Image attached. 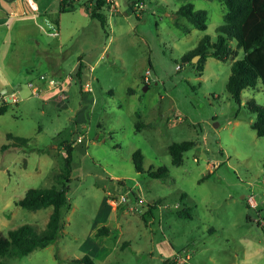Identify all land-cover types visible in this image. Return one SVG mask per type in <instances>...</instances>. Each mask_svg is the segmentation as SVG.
Listing matches in <instances>:
<instances>
[{
  "label": "rangeland",
  "instance_id": "rangeland-1",
  "mask_svg": "<svg viewBox=\"0 0 264 264\" xmlns=\"http://www.w3.org/2000/svg\"><path fill=\"white\" fill-rule=\"evenodd\" d=\"M85 3L75 1L62 15L63 25L82 26L67 48L83 51L80 80L68 88L63 81L41 99L22 75L20 102L0 114V234L24 223L45 227L52 206L16 204L29 188L65 183L69 207L61 210L54 242L21 257H0V264H82L70 260L84 255L93 264H264V136L251 128L255 113L246 104L253 99L264 106V86L242 90L240 104L229 98L230 65L244 55L235 42L225 59L208 56L201 75L199 57L182 61L204 35L216 40L222 3L194 2L206 11L200 30L185 17L167 15L164 5H180L176 0H139L141 8L106 12V31L82 11ZM262 3L255 1L244 25L247 44L264 29ZM13 37V29L0 24V95L15 91L6 85L8 62L20 68L42 53ZM248 57L264 78V48ZM87 81L91 92L81 90ZM60 91L67 100H59ZM8 133L28 138L26 145L14 146ZM185 140L195 145L174 165L168 146ZM63 141L74 146L67 182L59 178L66 174ZM136 150L143 156L141 172L132 161ZM160 167L167 168L163 177L147 174ZM151 204L156 208L149 219L144 213ZM183 209L190 216L179 215ZM101 226L110 234L96 236Z\"/></svg>",
  "mask_w": 264,
  "mask_h": 264
},
{
  "label": "trees",
  "instance_id": "trees-1",
  "mask_svg": "<svg viewBox=\"0 0 264 264\" xmlns=\"http://www.w3.org/2000/svg\"><path fill=\"white\" fill-rule=\"evenodd\" d=\"M76 0H60L59 13L69 12L74 6ZM224 6L222 22L215 28L217 37L215 41H211L209 35H204L198 44L191 49L187 54L183 55L182 61L191 63V58L198 55L199 60L195 63L200 75L203 70V64L208 56L225 59L234 52L231 43L235 42L237 48H242L244 55L241 58L234 59L230 65V73L226 83V90L229 98L237 104L241 101V92L244 89L257 88L260 84L264 86V78L258 67L248 57L251 51L264 48V29L260 35H255L250 44H247L244 35V24L249 19L255 9L256 0H217ZM264 2V1H263ZM88 15L97 20L102 29L106 31L107 27V4L106 0H89V3L82 5ZM261 7L264 9V3ZM176 17H185L194 27L200 30L206 29V11L195 9L191 2L182 3L174 12ZM264 22V18L260 19ZM184 29V28H183ZM188 30V27H186ZM83 65L80 63L73 73L75 79L80 80ZM74 81V80H73ZM147 86L146 83H144ZM82 88V85H81ZM251 112L255 113V119L251 123V128L257 136H264V106L250 99L247 103ZM8 105L0 104V114L4 113ZM7 139H15L13 145L20 147L26 145L28 138L15 137L11 133L6 135ZM195 145L192 140L174 142L168 146V151L171 157V162L174 165H180L183 162V156L191 147ZM8 144L2 146V150L8 148ZM65 152V172L66 174L59 175V178L69 180L70 164L74 146L72 141H63L61 145ZM143 156L140 150H136L132 154V161L137 172L143 170ZM167 172L166 167H160L156 170L148 169L147 174L153 178H161ZM68 185L63 184L60 189L52 187L46 188H29L24 196L17 200L16 204L27 210H38L47 206H52V211L49 214L45 227L38 231L33 224L24 223L16 228L7 231L6 235L0 234V257L16 256L21 257L36 248H43L54 242L62 228V208L69 207L67 199ZM156 208L155 204H151L148 210L144 213L147 218L152 217V210ZM182 216H190L189 209H183L178 212ZM143 218H146L143 216ZM148 220V219H146ZM110 229L107 226L99 227L95 235H109ZM71 263L93 264L89 256L84 255L81 258H73Z\"/></svg>",
  "mask_w": 264,
  "mask_h": 264
},
{
  "label": "crops",
  "instance_id": "crops-1",
  "mask_svg": "<svg viewBox=\"0 0 264 264\" xmlns=\"http://www.w3.org/2000/svg\"><path fill=\"white\" fill-rule=\"evenodd\" d=\"M116 1L118 3L119 12L121 5H124L128 10L130 8L133 9L134 5L138 4L139 0ZM199 1L202 0H176L177 4L191 2L194 8H196L194 2ZM260 1L263 2L264 0ZM59 2L60 0H0V24L7 25L10 30L13 29V38L15 41L29 45L33 52L38 48L42 51L40 57L34 56L35 54L31 55L30 61H27L26 65H24V63L20 68H14L16 67V64L12 61L8 62L12 68V73L6 85L11 86V90H22V81L20 80L22 75L27 76V80L24 84L29 80L36 79L39 74H45L63 80L66 74L75 73V70L80 63L85 67L86 63L82 57L83 51L78 47H75L74 51H69L67 49L71 47L69 45L70 40L76 36V34L82 29V26L79 22L73 21L69 25L62 24V15L70 13L71 11L59 13ZM87 3H89V0H87ZM173 6L175 7L172 8L167 3L164 5V7L170 12L167 15L172 14L173 17H176L174 12L179 5L174 4ZM82 11L88 15L83 7ZM68 54L70 55V59H68L67 62H64V56ZM102 54L103 51L100 52L99 57H101ZM92 69L93 68L90 70ZM82 75L83 70L81 76ZM64 82H67L65 86L68 88L70 86V81L65 80ZM61 86L62 85L59 87ZM48 91L50 90L43 91L40 94L42 98H40H47L48 96H46V94ZM128 91L133 93L134 89L128 87ZM30 97L32 96L28 95L27 98ZM58 98L61 100L60 95ZM67 99L68 97L65 100Z\"/></svg>",
  "mask_w": 264,
  "mask_h": 264
},
{
  "label": "built area",
  "instance_id": "built-area-1",
  "mask_svg": "<svg viewBox=\"0 0 264 264\" xmlns=\"http://www.w3.org/2000/svg\"><path fill=\"white\" fill-rule=\"evenodd\" d=\"M106 4H107V11L111 14L118 12V3L116 0H106ZM141 3L135 4L134 8H141ZM149 74L150 71L147 69L145 71V75L143 77V81L144 83L148 84L149 82ZM74 79L73 74L72 73H68L65 75L64 77V81L68 80V81H72ZM63 80L61 79H56L54 77L51 76H47L45 74H39L37 76L36 79H32L26 82V87L27 89H29V91H31V93L34 96H39L43 91L45 90H50L52 88H58L60 85H62ZM82 90L84 92H91L92 91V87L90 85V82L87 81L83 84ZM20 91H11L9 94H3L0 95V102L1 105H11V104H16L19 103L21 100V97L19 95ZM61 100L66 99L67 96L62 93L60 95ZM77 142L81 141V136H79L76 140ZM251 198V196H248V200ZM126 201L125 197H121L120 198V203H123ZM144 200L139 198L138 199V203H143Z\"/></svg>",
  "mask_w": 264,
  "mask_h": 264
},
{
  "label": "water",
  "instance_id": "water-1",
  "mask_svg": "<svg viewBox=\"0 0 264 264\" xmlns=\"http://www.w3.org/2000/svg\"><path fill=\"white\" fill-rule=\"evenodd\" d=\"M195 57H196V58H198L199 56H198V55H196ZM146 87H147V86H144V89H146Z\"/></svg>",
  "mask_w": 264,
  "mask_h": 264
}]
</instances>
